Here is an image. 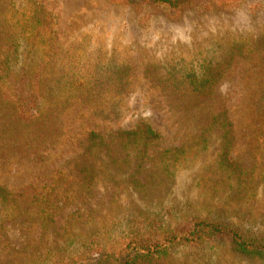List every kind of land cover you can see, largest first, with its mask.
Instances as JSON below:
<instances>
[{
    "label": "trees",
    "instance_id": "obj_1",
    "mask_svg": "<svg viewBox=\"0 0 264 264\" xmlns=\"http://www.w3.org/2000/svg\"><path fill=\"white\" fill-rule=\"evenodd\" d=\"M143 1L177 10L196 0ZM55 25L56 18L36 0H0V168L44 163L46 151L59 142V115L71 99L79 98L102 113L131 89L129 67L87 66L85 51L76 53L59 44ZM236 59L248 66L245 112L254 133L250 146L255 158L250 171L231 157L232 123L224 107L216 111L214 97ZM154 79L170 110L199 135L181 147L160 149L161 134L144 121L133 129L119 130L109 137L110 142L90 131L70 176L58 170L50 185L30 186L19 193L0 186V230L17 224L21 235L45 245L38 264H142L167 258L175 247L217 239H227L234 251L264 261V232L246 230L220 214L233 204L237 210L238 200L254 195L256 183L264 180V34L217 39L199 47L190 59L174 60ZM211 150L215 159L203 167V195L210 205L221 208L220 213L203 212L188 203L161 205L156 213L113 221L103 230L92 227L86 236L72 222L82 218L78 209L68 215L64 233L56 232L55 220L62 212L86 205L92 191L103 183L117 184L121 169L129 167L133 188L141 190L144 186L137 176L147 163L152 176L174 179L179 170ZM123 226L125 233L112 245L111 234ZM74 245L84 250L68 249Z\"/></svg>",
    "mask_w": 264,
    "mask_h": 264
},
{
    "label": "rangeland",
    "instance_id": "obj_2",
    "mask_svg": "<svg viewBox=\"0 0 264 264\" xmlns=\"http://www.w3.org/2000/svg\"><path fill=\"white\" fill-rule=\"evenodd\" d=\"M36 1L56 18L54 30L63 48L76 53L85 51L87 66L129 67L127 78L131 89L113 100V106L105 107L102 113L79 98L71 99L59 115V142L46 151L44 163L0 168V186L15 193L30 186L50 185L58 170L70 176L90 131L109 140L119 130L133 129L144 121L161 134L160 149L181 147L200 132L170 110L165 93L154 79L155 73L166 71L174 60L190 59L199 47L217 39L257 38L264 34V0H196L193 5L177 10L143 0ZM247 70V63L236 59L218 83L214 97L216 111L224 107L232 123L231 157L250 171L255 158L250 146L254 133L248 127L245 112ZM214 156L211 150L179 170L174 179L152 176L147 163L137 176L144 186L141 190L133 188L129 167L123 168L117 173V184L103 183L92 191L86 205L62 212L55 220V230L62 235L68 215L78 209L82 218L75 217L72 222L86 236L92 227L103 230L113 221L156 213L161 205L183 207L188 203L203 212L220 213L221 208L210 205L207 195H203L206 181L202 179V170L205 164L214 161ZM255 187L254 195L247 194L242 201L238 200L236 204L241 206L237 210H233V204L231 210L223 209L220 214L246 230L264 232V180ZM226 194L221 192L219 196ZM5 226L6 231L0 230V264H38L37 258L46 251V246L21 235L17 224ZM125 230V226L118 228L109 242L116 244L114 239ZM68 249L76 253L84 250L81 245ZM142 264H264V261L234 251L227 239H217L175 247L167 258Z\"/></svg>",
    "mask_w": 264,
    "mask_h": 264
}]
</instances>
